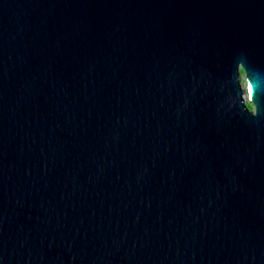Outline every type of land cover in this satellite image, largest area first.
I'll list each match as a JSON object with an SVG mask.
<instances>
[{"label": "water", "instance_id": "95a60500", "mask_svg": "<svg viewBox=\"0 0 264 264\" xmlns=\"http://www.w3.org/2000/svg\"><path fill=\"white\" fill-rule=\"evenodd\" d=\"M0 264H264V0H0Z\"/></svg>", "mask_w": 264, "mask_h": 264}, {"label": "clouds", "instance_id": "9594fccd", "mask_svg": "<svg viewBox=\"0 0 264 264\" xmlns=\"http://www.w3.org/2000/svg\"><path fill=\"white\" fill-rule=\"evenodd\" d=\"M238 76L244 100L242 109L245 110L251 117L255 118L258 115V105L256 103L257 85L254 83L253 78H250L245 66L238 65ZM254 104L255 108L253 107ZM254 111L256 112V115H252Z\"/></svg>", "mask_w": 264, "mask_h": 264}, {"label": "rangeland", "instance_id": "374dc122", "mask_svg": "<svg viewBox=\"0 0 264 264\" xmlns=\"http://www.w3.org/2000/svg\"><path fill=\"white\" fill-rule=\"evenodd\" d=\"M240 83V82H239ZM240 86H241V84H240ZM244 101V100H243Z\"/></svg>", "mask_w": 264, "mask_h": 264}]
</instances>
